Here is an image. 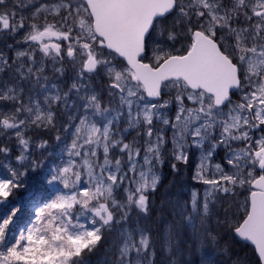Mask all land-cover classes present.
<instances>
[{"label":"snow or ice","instance_id":"6c2138e0","mask_svg":"<svg viewBox=\"0 0 264 264\" xmlns=\"http://www.w3.org/2000/svg\"><path fill=\"white\" fill-rule=\"evenodd\" d=\"M3 37L0 264H90L113 234L109 264H156L141 217L193 149L207 187L161 201L169 264L185 227L219 245L213 221L264 264V0H0ZM37 170L49 194L13 227Z\"/></svg>","mask_w":264,"mask_h":264},{"label":"trees","instance_id":"16d2710c","mask_svg":"<svg viewBox=\"0 0 264 264\" xmlns=\"http://www.w3.org/2000/svg\"><path fill=\"white\" fill-rule=\"evenodd\" d=\"M2 42L3 45H1ZM12 42L13 40L11 38L5 41L0 39V48H4L5 44ZM9 55H11L10 51ZM43 138L48 139L50 143L54 145L52 135H44ZM220 154V163H222V149L220 150ZM0 171L2 170L0 169ZM160 172L163 180H161L157 190L154 193L149 194L150 201L153 202L150 214L147 217H141V220L143 224L152 229L153 237L156 239V264H169L170 258L167 253L162 251L160 245L162 243L161 237L163 235L164 225L173 221L174 218L167 207L163 209L164 215L163 218H161V201L171 200L174 202H182L189 200L191 193L194 190L199 191L200 197H203L204 193L200 188L203 186V184L198 183L191 177L184 178L182 170L174 173L171 171V168H168V166H163ZM44 174L45 170H37L36 172L29 174L26 180L27 187L20 189L17 193L18 203L20 200L26 199L29 193H32V196L34 197L39 194L44 195L46 192H48L46 191L47 185L43 180ZM242 199L243 195L228 197L226 199H222L221 204L224 207H227L229 201ZM133 218L135 219V216ZM212 227L215 231L220 233L221 239L219 245H213L209 242L202 243L200 240L194 238L191 228L185 227L180 233L178 251L171 259H174L176 264H258V259L252 247L239 241L227 229L216 228L214 221ZM114 238L115 234L108 237L99 251L89 258L90 264H109L111 259L109 246Z\"/></svg>","mask_w":264,"mask_h":264},{"label":"rangeland","instance_id":"374dc122","mask_svg":"<svg viewBox=\"0 0 264 264\" xmlns=\"http://www.w3.org/2000/svg\"><path fill=\"white\" fill-rule=\"evenodd\" d=\"M169 147H170V145H169ZM220 150L221 149H218L217 150V154L214 157V161H213L214 163H217V162L220 163V160H221ZM222 154L224 155V150L223 149H222ZM199 156H200L199 150L193 149L191 151V153H190L189 163L187 165H185V164H179L178 165L179 170H182L183 171L184 178H188V177H191L192 178L193 177L194 170H195L196 165L198 163ZM172 163H173V161L170 158H167L166 157L164 164L162 166H158V172H159V175L161 177V180H163V177L161 175L160 170H161V168L163 166H168V168H171V171L174 172L172 170V167H171V164ZM172 172H170V173H172ZM174 173H177V172H174ZM165 177H166V173H165ZM161 180H160V182H161ZM205 187H207V186L203 185L202 187H200L203 193H204ZM46 191H47V189H46ZM196 192L198 193V195H200V193H199L198 190ZM48 194L49 193L46 192L44 195L43 194H39V195H36V196H34V197L30 198V199L26 198V199L20 200L19 203H21L22 205H24V210L20 214L19 219L17 220V222H20V224H22L25 221H27V217L30 214L31 204H35L37 202L38 203L42 202L48 196Z\"/></svg>","mask_w":264,"mask_h":264},{"label":"flooded vegetation","instance_id":"af4514ba","mask_svg":"<svg viewBox=\"0 0 264 264\" xmlns=\"http://www.w3.org/2000/svg\"><path fill=\"white\" fill-rule=\"evenodd\" d=\"M0 39H2L3 41H5V40H7V39H9V38H7V37H3V38H0ZM1 45H3V42H2ZM32 197H33V196L31 195V196H29V197L27 196L26 198L30 199V198H32ZM24 223H26V221H25ZM24 223L20 224V222H16V225H13V227H16V226H23Z\"/></svg>","mask_w":264,"mask_h":264},{"label":"water","instance_id":"95a60500","mask_svg":"<svg viewBox=\"0 0 264 264\" xmlns=\"http://www.w3.org/2000/svg\"><path fill=\"white\" fill-rule=\"evenodd\" d=\"M30 195H32L31 193L28 195V196H30ZM238 239V238H237ZM239 240V239H238ZM239 241H241V242H243V243H245V244H247V245H249L250 247H252L253 248V246L250 244V243H248V242H245V241H242V240H239Z\"/></svg>","mask_w":264,"mask_h":264}]
</instances>
